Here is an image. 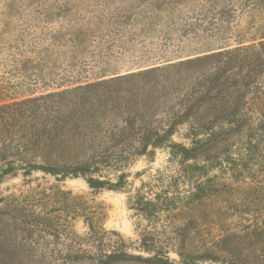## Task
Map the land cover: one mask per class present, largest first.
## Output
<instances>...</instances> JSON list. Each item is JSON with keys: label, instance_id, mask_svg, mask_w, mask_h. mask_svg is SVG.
<instances>
[{"label": "trees", "instance_id": "16d2710c", "mask_svg": "<svg viewBox=\"0 0 264 264\" xmlns=\"http://www.w3.org/2000/svg\"><path fill=\"white\" fill-rule=\"evenodd\" d=\"M157 148L168 151L167 166L127 195L147 222L135 240L105 227L104 203L94 197L31 185L41 172L119 191L129 167ZM225 175L245 189L230 192ZM15 177L27 187L0 195V264H175L170 251L180 264H264V31L0 105V184ZM216 196L247 222L196 246L208 235L201 216L219 224L226 215L199 210ZM257 238L261 248L238 252Z\"/></svg>", "mask_w": 264, "mask_h": 264}, {"label": "rangeland", "instance_id": "374dc122", "mask_svg": "<svg viewBox=\"0 0 264 264\" xmlns=\"http://www.w3.org/2000/svg\"><path fill=\"white\" fill-rule=\"evenodd\" d=\"M263 31L264 0H0V105L59 86L201 55ZM167 164L166 148H157L152 160L140 157L129 167L127 184L119 191L92 190L82 177L57 181L41 172L32 175L31 185L56 184L94 197L104 203L105 227L135 240L138 226L147 222L128 208L127 195ZM250 167L257 170L260 165L251 162ZM224 180L231 183L230 192L245 189L229 175ZM23 184L21 177L6 179L0 195L26 188ZM203 203L202 213L221 209L226 215L219 224L201 216L208 235L204 241L195 238L196 246L218 239L223 234L220 229H241L238 224L247 222L225 209L228 202L219 196ZM164 222L160 219L159 226ZM77 227L83 230L81 223ZM244 242L238 252L249 254L263 246L260 238ZM169 256L180 264L175 252Z\"/></svg>", "mask_w": 264, "mask_h": 264}]
</instances>
